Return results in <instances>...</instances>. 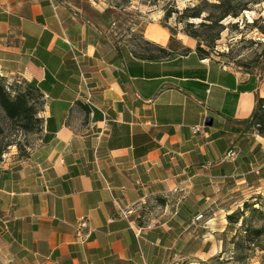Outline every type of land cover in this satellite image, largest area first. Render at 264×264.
Segmentation results:
<instances>
[{
    "label": "crops",
    "instance_id": "1",
    "mask_svg": "<svg viewBox=\"0 0 264 264\" xmlns=\"http://www.w3.org/2000/svg\"><path fill=\"white\" fill-rule=\"evenodd\" d=\"M112 10L0 0V77L42 95L37 147L0 163V264H173L220 203L264 188L246 125L264 79L151 25L141 39L167 54L149 59Z\"/></svg>",
    "mask_w": 264,
    "mask_h": 264
},
{
    "label": "rangeland",
    "instance_id": "2",
    "mask_svg": "<svg viewBox=\"0 0 264 264\" xmlns=\"http://www.w3.org/2000/svg\"><path fill=\"white\" fill-rule=\"evenodd\" d=\"M93 1L114 9L115 33L123 38L127 37L128 43L135 46L142 55H161L155 49L158 46H148L141 39L140 33L147 26L165 30L171 39L170 46L178 49L179 38L188 37L185 34L186 23H192L195 28L191 30L196 29L201 39L210 40L211 47L204 43L201 45L208 51L210 59L232 70L264 79V0H232L234 10L244 6L248 10L237 18H226L219 25L200 28L198 26L203 22L202 18L215 15L216 11L204 7L206 11L201 19L185 20L184 17L191 12L184 13V10L197 7L202 4V0ZM165 12L170 13L169 19L165 18ZM129 35L131 36L128 37ZM193 41L195 52L197 41ZM4 84L7 87L17 86L21 91L26 90L24 81L18 78L9 81L4 79ZM36 102V107L39 108L40 100ZM37 118L40 119L38 116ZM40 128L41 124H35L31 131L25 132L18 124L9 121L0 108V163L26 159L25 156L38 145ZM220 204L223 212L216 211L214 220L205 222L206 218H203L193 228L195 231L188 235L184 250L173 264H264V238L251 243L244 242L242 238L243 230L262 224L260 216L252 211L258 210L264 215V188L238 192L232 199ZM229 215L240 218L236 225L228 223L226 217ZM243 224L244 228L241 229Z\"/></svg>",
    "mask_w": 264,
    "mask_h": 264
},
{
    "label": "trees",
    "instance_id": "3",
    "mask_svg": "<svg viewBox=\"0 0 264 264\" xmlns=\"http://www.w3.org/2000/svg\"><path fill=\"white\" fill-rule=\"evenodd\" d=\"M202 0V4H199L194 8H187L184 10L185 12H191L190 15L185 16V20L191 19H201L202 15L205 13V8L208 7L210 9H214L216 11L215 15H208L205 18H202L203 22L199 24L200 27H208L210 25H219L220 22L225 20L226 18H237L242 12L247 11L248 8L246 6L240 8L239 10H234L232 7V0ZM259 2H256L258 4ZM182 13V14H184ZM181 14V15H182ZM180 15V16H181ZM171 15L169 12H165V18H170ZM195 28L192 23H186L185 25V34L197 41V45L195 48V54L198 55L201 59H210L208 55V51L203 49L201 45L204 43L207 47H211L210 40L201 39L198 33L195 30H191ZM144 44L148 46H152L151 43L144 41ZM156 51L161 54H167V51L156 47ZM185 53L189 52L188 49L184 50ZM149 59L154 57L153 54H147ZM26 86V90L21 91L17 86H9L7 87L4 84V78L0 77V108L4 112L6 118L18 124L22 130L25 132L31 131V127L35 124H41L42 128V120L38 119L42 109V95L37 87L32 85L31 83H27L24 81ZM33 94H36L34 96ZM38 99H37V98ZM36 100H40L39 108L36 107ZM247 130L256 133L258 136L264 137V99L258 98L255 103V108L252 116L246 121ZM40 128V132H41ZM29 154L25 156L28 158ZM252 213L260 216L262 224L259 227L247 228L244 231V236L242 237L244 242L251 243L255 240H259L264 238V215L261 214L258 210H253ZM227 221L231 225H236L240 218L236 217V215H229L226 217ZM244 228V224L241 226V229Z\"/></svg>",
    "mask_w": 264,
    "mask_h": 264
},
{
    "label": "built area",
    "instance_id": "4",
    "mask_svg": "<svg viewBox=\"0 0 264 264\" xmlns=\"http://www.w3.org/2000/svg\"><path fill=\"white\" fill-rule=\"evenodd\" d=\"M85 227H86V220L85 219L80 220V222L75 226L76 234H80L81 230Z\"/></svg>",
    "mask_w": 264,
    "mask_h": 264
}]
</instances>
